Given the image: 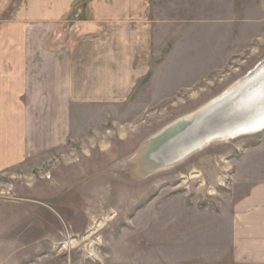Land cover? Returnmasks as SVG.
<instances>
[{
	"label": "rangeland",
	"instance_id": "1",
	"mask_svg": "<svg viewBox=\"0 0 264 264\" xmlns=\"http://www.w3.org/2000/svg\"><path fill=\"white\" fill-rule=\"evenodd\" d=\"M28 1L0 0L1 44L40 29ZM147 5L150 72L131 99L72 114L63 148L0 173V264L228 263L230 211L264 182V131L170 165L153 154L264 62V0Z\"/></svg>",
	"mask_w": 264,
	"mask_h": 264
},
{
	"label": "crops",
	"instance_id": "2",
	"mask_svg": "<svg viewBox=\"0 0 264 264\" xmlns=\"http://www.w3.org/2000/svg\"><path fill=\"white\" fill-rule=\"evenodd\" d=\"M28 2L43 18L40 29L19 26L14 42L0 43L14 50L0 52V173L63 148L72 114L125 105L152 60L148 0ZM229 218L227 264H264V182L252 184ZM204 256L187 264H211Z\"/></svg>",
	"mask_w": 264,
	"mask_h": 264
},
{
	"label": "bare ground",
	"instance_id": "3",
	"mask_svg": "<svg viewBox=\"0 0 264 264\" xmlns=\"http://www.w3.org/2000/svg\"><path fill=\"white\" fill-rule=\"evenodd\" d=\"M185 120L193 125L155 152L154 162L170 165L186 160L214 142L263 132L264 62Z\"/></svg>",
	"mask_w": 264,
	"mask_h": 264
},
{
	"label": "built area",
	"instance_id": "4",
	"mask_svg": "<svg viewBox=\"0 0 264 264\" xmlns=\"http://www.w3.org/2000/svg\"><path fill=\"white\" fill-rule=\"evenodd\" d=\"M47 177V176H46ZM50 178V177H49Z\"/></svg>",
	"mask_w": 264,
	"mask_h": 264
}]
</instances>
